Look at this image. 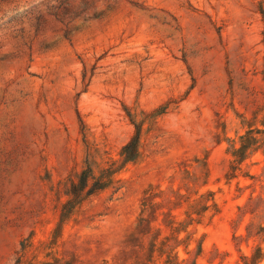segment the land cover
<instances>
[{
	"label": "rangeland",
	"instance_id": "obj_1",
	"mask_svg": "<svg viewBox=\"0 0 264 264\" xmlns=\"http://www.w3.org/2000/svg\"><path fill=\"white\" fill-rule=\"evenodd\" d=\"M168 255L264 264V0H0V264Z\"/></svg>",
	"mask_w": 264,
	"mask_h": 264
},
{
	"label": "trees",
	"instance_id": "obj_2",
	"mask_svg": "<svg viewBox=\"0 0 264 264\" xmlns=\"http://www.w3.org/2000/svg\"><path fill=\"white\" fill-rule=\"evenodd\" d=\"M256 134H258L256 132ZM257 143V138L252 137L251 133L243 140L242 149L248 150L251 146ZM138 146H139V132L136 128L135 136L127 143L122 149V159L124 162L134 161L138 156ZM91 169L87 167L78 177L77 182H71L70 188L68 191L69 196L71 197V202L81 201L83 197L91 195L96 190H99L102 187L100 181L92 183L90 186L88 184L89 178L91 177ZM201 250V248H200ZM199 250V252H200ZM174 260H178V257L172 258L168 255L166 264H175Z\"/></svg>",
	"mask_w": 264,
	"mask_h": 264
}]
</instances>
